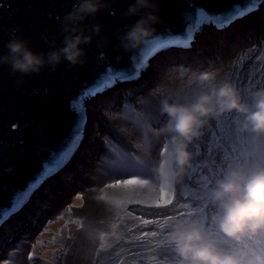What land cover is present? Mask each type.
Instances as JSON below:
<instances>
[{"label": "clouds", "instance_id": "obj_1", "mask_svg": "<svg viewBox=\"0 0 264 264\" xmlns=\"http://www.w3.org/2000/svg\"><path fill=\"white\" fill-rule=\"evenodd\" d=\"M112 3L113 0H74L71 9L58 17L59 42L55 34L41 36L49 45L46 51H37L28 37L18 34L19 28H13L4 43L6 51L0 52V66H6L15 77L16 85L21 86L25 77L39 75L45 70L55 72L61 64L66 70L84 66L88 62V47L94 42L101 49L96 61L102 63L107 59L104 49L111 45V40L101 35L102 23L96 21L89 25L86 22L89 18L95 19L102 10L111 9ZM162 6L163 0H130L121 17L136 19L116 35L115 47L121 53L116 56L118 61L123 53L142 51L156 37L158 25L163 23ZM51 16L49 13V18ZM118 82L121 81L115 84ZM245 91L247 95L234 80L221 78L212 67L193 70L183 80L154 84L148 93L156 98L159 113L164 117L158 127L147 125L151 136L162 141V150L156 155L151 154L142 140L133 138L132 129L118 123L121 117L117 111L101 109L100 115L114 129L133 138L137 158L149 164L151 175L109 177L98 181L95 165L85 173L94 184L93 199L104 211L97 218L84 215L82 235L87 248L80 252L78 264H94L95 249L101 241L103 247H110L124 240L130 226L127 223L130 214L126 210L129 193L135 192L132 198L137 200H144L151 194L159 197L162 206L170 203L175 208L178 205L176 187L184 185L186 177L197 170L212 179L203 184L201 193L194 197L195 203L189 204L183 215L156 224L157 237L163 231V237L155 242L157 248L167 249L170 257L149 256L146 264H264V253L248 246L252 239L264 236V86L251 85ZM100 93L93 97L103 95ZM93 97L84 100L88 114L91 110L85 103ZM229 114L233 131L245 136L248 148L243 158L223 156L222 160L227 158V163L221 166L212 155L201 158V153L198 149L194 151L193 146L208 135L212 121ZM41 131H44L43 126ZM84 134L83 142H86V130ZM219 147L212 143L208 152L214 153ZM14 170V165H8L0 169V175ZM114 179L120 182L113 184ZM50 180L44 179L38 187L35 185L26 202L2 223L0 250L6 239L19 229V223H15L19 211L35 201L39 188ZM6 226L10 227L8 232ZM21 258L23 251L16 254V259Z\"/></svg>", "mask_w": 264, "mask_h": 264}, {"label": "water", "instance_id": "obj_2", "mask_svg": "<svg viewBox=\"0 0 264 264\" xmlns=\"http://www.w3.org/2000/svg\"><path fill=\"white\" fill-rule=\"evenodd\" d=\"M73 2L74 0H0V52L6 51L4 43L13 28H19L18 34L28 37L37 51H46L49 45L41 36L51 37L55 34L59 42L61 37L58 17L68 12ZM129 2L130 0H113L111 9L102 10L95 19L89 18L86 22L89 25L96 21L102 23L104 28L101 35L111 40V45L104 49L107 59L102 63L96 61L101 49L94 42L88 47V62L84 66L66 70L64 64H61L55 72L45 70L39 75L25 77L21 86L16 85L15 77L6 66H0V169L8 165L15 166L13 172L0 175V209L10 207L16 196L23 195L27 200L28 193L45 179L44 162L52 152L61 150L72 137L77 119L72 108L73 99L85 88L92 86L106 68L111 66L132 75L136 71L133 64L139 63L141 57L147 63L148 58L158 50L172 44H191L195 39L194 32L208 24L206 21L199 24L196 22L197 9L227 14L234 7H243L247 0H163L160 10L163 23L158 25V32L152 41L168 43L160 48L150 41L142 51L123 53V58L118 61L116 56L121 53L115 47L118 43L116 35L136 19L121 17ZM263 6L264 4H260L259 9L252 13ZM49 13L52 14L51 18ZM238 20L240 19L236 21ZM188 32L193 34L191 41L186 38ZM148 49L152 51L149 52ZM12 124L17 127L13 128ZM41 126L44 131H41Z\"/></svg>", "mask_w": 264, "mask_h": 264}, {"label": "rangeland", "instance_id": "obj_3", "mask_svg": "<svg viewBox=\"0 0 264 264\" xmlns=\"http://www.w3.org/2000/svg\"><path fill=\"white\" fill-rule=\"evenodd\" d=\"M152 60L154 61L152 64L151 62L149 63V69L147 68V71L142 70L141 78L134 81L133 84L118 82L121 86L118 87L115 84L113 87L109 88L106 91L108 95H99L96 98L93 97L85 103L88 105V109L94 112V116H91L92 119H94V123L91 125L92 134L88 136L90 137L89 143L92 142V146H89L88 140H85V151L88 150L85 152L87 157L94 156V159H96L100 141L94 144L93 140H95V142L98 138L101 140V137L107 130L113 133L111 127L105 128L107 123L100 115L101 109L109 102L107 100L108 97H112V102H110L107 108L113 110L124 103H134V99L137 97L147 96L156 100L155 97L148 93V89L154 84L158 82L167 83L168 81L175 82L177 80H183L186 76L190 75L193 70L198 71L209 67L215 68L217 70V75L221 78L234 80L244 95H247L245 90L251 85L264 86V6L259 11L235 21L224 30H218L215 26H210L209 24L204 25L198 31L196 40L192 42L190 49L168 47L158 53ZM131 91L133 92L130 94ZM149 121V125L152 127H158L162 123V121L155 122L152 118L149 119ZM218 123L225 127L220 130L218 128ZM97 132L100 133L99 136L96 135ZM131 140L132 138H128L127 146L125 150L120 153L121 155L137 153L138 150L134 147V144L130 143ZM212 143L218 144L220 147L232 148L220 151L219 147L214 153H209L208 149ZM247 148L248 144L245 136L236 134L232 129L231 114L212 121L208 135L193 146L194 151L197 149L199 150L201 158H204L206 154L212 155L221 166L223 165V156H227L228 158H243V153ZM221 149L223 150V148ZM94 159L93 161H95ZM138 167L139 166L132 165L124 169V171L137 173L139 175L140 172L137 171ZM74 171H77V169L71 167L61 171L59 178L55 176V182H60V184L63 185L62 187L66 185L71 188L69 181H71V177L75 173ZM205 176L207 175H202L199 170H197L186 177L184 185L176 187L178 205L175 208L171 205L158 209H148L144 205H130L129 207L136 215H143L147 219L158 220L159 223L165 221V219H163L164 216H180L187 211V209L180 205L184 203H195L194 197L201 193L202 186L206 183V181L202 179ZM61 179H63L62 182ZM90 187H93L92 183ZM78 189H80L78 192H72L69 197H66L64 201L60 203H57L53 198L54 191L49 192V190L46 189L45 192L37 195L34 204L31 205V202L22 210L26 212V216L29 215L30 223L32 222V225L35 226L34 237L37 239L35 241L31 240L29 232L19 227L9 240L6 239V243L0 250V264H5V262H7V264H18L20 259H16V254L23 251L24 257V253L31 251V248H33V252L35 253L34 260L29 262L26 258L24 264H70V252L65 253L63 251L64 246L69 248L67 244L69 240L65 238L71 231L74 237L71 241L81 245L83 242L85 243V240L82 232L76 230L75 226L68 224L67 221L77 216H83L87 211V206L83 209H76L73 207L71 213L58 212V210L61 207L68 209L75 204L81 203V201L76 199V196L78 193L83 192L86 197V189L83 188V185H80ZM180 193H185V195L181 196ZM43 194L45 195L43 196ZM47 195L48 198L45 197ZM35 206H38V208ZM27 208L28 210H26ZM51 212H55V214H51ZM61 213H65L63 219H60ZM24 221L25 219L21 217L15 223H19L20 226H22L26 224ZM154 225L156 226V224ZM152 226L153 225H148L144 230L147 231L148 228ZM9 229L8 226H6L7 232ZM154 230L157 231L156 228H154ZM5 233L6 232H4V234ZM78 234L81 236L80 238L77 237ZM159 237H163V235ZM127 239L128 237L126 235L124 240ZM20 240L23 241L20 242ZM141 242L138 243L141 244ZM121 248L128 249L127 252H122L120 249H117V251L124 256L123 264H146V258L149 256H156L158 259L170 257V253L167 249L163 247L157 248L156 243L153 247L154 251L151 252L148 250L143 251L144 249H142V247L126 245L124 243H121ZM129 253H131V255ZM114 255L115 253H113L111 257L105 256V258L109 257L112 261ZM105 260H102V264L106 263ZM115 262L116 260L110 264H115Z\"/></svg>", "mask_w": 264, "mask_h": 264}, {"label": "snow or ice", "instance_id": "obj_4", "mask_svg": "<svg viewBox=\"0 0 264 264\" xmlns=\"http://www.w3.org/2000/svg\"><path fill=\"white\" fill-rule=\"evenodd\" d=\"M260 4H264V0H247V3L243 7H234L232 8L227 14L225 13H208L204 9H197V20L196 22L199 24L202 21H206L208 24L217 27L218 30H222L224 27L229 26L231 23H234L237 19H241L244 16L251 14L253 11L259 9ZM187 40L191 41L194 37L191 32L187 34ZM151 43L156 46L163 48L168 42L167 41H151ZM149 52L152 49H148ZM142 66L146 67V61L143 57L140 58L139 63H134L133 67L136 70L132 75H127L123 70H115L111 66L106 68L103 74L97 78V80L93 83L92 86L87 87L83 90V92L73 99L72 101V108L77 115L76 122L73 126V134L69 141L66 142L65 146L57 151L52 152L49 158L43 164V175L47 178L49 175L54 174L55 172L59 171L62 167H64L67 162L71 159L74 152L79 147V144L83 140V128L84 124L87 120L86 110L84 108V99L88 97H93L97 95L99 92H103L106 88L113 86L117 81H127L133 78H138L139 73L142 69ZM13 128H16V124H12ZM138 153L132 154H113L111 158V165L108 169L109 173L112 177L117 178H128L133 176H138L137 173L126 172L124 169L135 165V166H144V162L137 158ZM227 163V158L222 162V164ZM206 182L211 181V177L205 176L202 178ZM42 182V181H41ZM118 179L113 180V184L119 183ZM39 185H37L38 187ZM108 187V185H105ZM30 196L31 193H28ZM136 195L135 192L128 194V200L126 205V210L130 214V219L127 220V223L130 225L127 228V240H123L122 242H117V244L112 245L110 247H103V241H101L100 245L96 246V261L94 264H102V260L100 259L102 256H109L111 257L113 253H115L117 259L115 264H123L124 256L117 251L120 249L122 252H127V248H121V243L126 245H135L139 247H143V244L138 242L147 241L148 243H152L157 238L156 231L152 230H144V228L148 225H154L159 223L158 220L147 219L143 215H136L134 211L130 209V205H144L148 209L152 208H165L162 206L159 197L152 196L149 194L144 200H137L133 199L132 197ZM76 199L81 201L79 204H75L74 206L69 207L65 210V213H71L72 208L75 207L76 209H83L86 205V197L83 192L78 193ZM25 197L23 195L14 197L11 206L6 209H0V224H2L6 219H8L11 215H13L19 208L22 206V203H25ZM171 204L169 203L168 206ZM167 206V207H168ZM183 208H188L189 204L184 203L180 205ZM65 213H61L60 219L64 218ZM183 215V214H181ZM163 219L169 220L171 217L164 216ZM84 216H77L76 218L70 219L67 221L68 224L74 225L76 230L82 232L84 229ZM74 237L69 232V235L65 238L68 240H72ZM248 246L264 253V236L260 238L252 239ZM55 251V250H53ZM63 251L68 253L70 248L67 246L63 247ZM148 251H154L152 248H149ZM131 255V253H129ZM35 253L33 251H29L27 253V260L32 262L34 260Z\"/></svg>", "mask_w": 264, "mask_h": 264}, {"label": "bare ground", "instance_id": "obj_5", "mask_svg": "<svg viewBox=\"0 0 264 264\" xmlns=\"http://www.w3.org/2000/svg\"><path fill=\"white\" fill-rule=\"evenodd\" d=\"M153 61L154 60L151 61V64ZM131 83L133 84V82H130L127 84H131ZM116 85L118 87L121 86L120 83H117ZM123 85H126V84H123ZM132 92L133 91H131L130 94ZM140 93H142V92H140ZM100 94L107 95L108 92H106V90H105ZM107 100L109 102H108V104L104 105V108H107L109 106L110 102H112V97L111 98L108 97ZM114 110L117 111L121 117V119L118 121V123L123 127L132 129L133 138L136 140H142L143 143L145 145H147L149 147V149H151L150 151H151L152 155H156L160 150H162V147H163L162 141L159 139L153 138L151 136V133L148 132V130H147V128H148L147 125L150 124L149 119L152 118L155 122H161L164 119V117H162L159 113L158 102L156 100H154L153 98L147 97V96L137 97L134 99V103H130V104L124 103ZM91 114H93V115L87 114V124L85 127L86 140H88V143H89V138H90L88 136H90L92 134L91 125H92V123H94V119H92V117L94 116L93 110H91ZM103 120L107 123V126L105 128L111 127V129L113 130V133H111L110 130H107V131H105V133L102 136L103 139L100 140L98 138V139H96L97 140L96 142H95V140H93L94 144L99 143L98 141H100L98 151H97V155H96V159H94V156L87 157V154H85V152L88 151V150L85 151L86 142L82 143V146L80 147L81 150H79L77 155L73 157V160H72L70 166L68 167V168L71 167V168L77 169V171H74L75 173L72 175L71 181H69V183L71 184V188L67 187L66 185L64 187H62L63 185H61L60 182H58V181L55 182L56 178L54 179V177L52 175H49L45 179H51V180L43 183V185L37 191L38 194H42L43 192H45L46 189L49 190V192L54 191V197L53 198L56 200L57 203H60V202H63L66 197H69V195L72 192H74V193L78 192V190H80V189H78L79 186L83 185V188L86 189V204H87V211H86V213H84V215L87 214L89 217H92V218H97V217L102 216L104 210L102 208H100L99 206H97L96 202L94 201V199H93V197H94V192H93L94 184H93V182H91L89 179L86 178L85 173L88 172L89 170H91L93 168V165H95L98 181L112 177V175L108 171V169L111 165V158H112L113 154H115V153L120 154L121 152H123L125 150V147L127 146V141L129 138V137L125 136L124 134H121L120 132H118L116 129H114L113 126L111 124H109V122L106 121L104 118H103ZM224 127H225L224 125L218 123V128L220 130ZM130 143H132V140L130 141ZM88 145L92 146V142L89 143ZM221 148H223V150ZM230 148H232V147H227V148L220 147L219 149H220V151H225V150L230 149ZM93 159L95 161H93ZM75 163H79V164H75ZM63 168L64 167H62L59 170L58 175H57L58 178H59L60 172L62 171ZM137 171L140 172L139 176H142V177L147 176V175L148 176L151 175L150 167L147 164V162L144 164L143 167L139 166L137 168ZM117 178H120V177H117ZM59 181H60V179H59ZM62 181H63V179H61V182ZM91 183L93 184L92 188L90 187ZM44 195L45 194H43V196ZM45 197L48 198V195ZM32 202H34V201H32ZM35 207L38 208V206H35ZM65 210H66L65 207H61L58 210V212H65ZM53 213L55 214V212H51V214H53ZM17 217H18L17 220L20 219L21 217H23L25 219V221H24V222H26L25 225L20 226V224H18V223L17 224L19 227H22L24 230H27L29 232L30 239L35 241L37 239L34 237L35 226L32 225V222L30 223L29 215L26 216V212H23L20 210L19 215ZM14 219L15 218H12V221ZM1 225L2 224H0V226ZM33 227H34V229H33ZM152 227L156 228L155 225H153ZM157 231H158V229H157ZM160 235H163L162 231L160 232ZM77 237L80 238L81 236L78 234ZM67 244L69 245V248H70V251H69L70 255H71V257H70L71 263L70 264H78V256H79L81 251L86 250L87 242L85 241V243L83 242V244L78 245L74 241L69 240L67 242ZM149 248L153 249L152 243L144 244V246L142 247V249H144L143 251L148 250ZM100 259L101 260L106 259L105 264H110L113 261H115L117 259V257H116V255H114L112 261H111V259H109V257L105 258V256H102ZM25 260H26V252L24 253V257L18 261V264H24Z\"/></svg>", "mask_w": 264, "mask_h": 264}, {"label": "trees", "instance_id": "obj_6", "mask_svg": "<svg viewBox=\"0 0 264 264\" xmlns=\"http://www.w3.org/2000/svg\"><path fill=\"white\" fill-rule=\"evenodd\" d=\"M220 49H222V48H220Z\"/></svg>", "mask_w": 264, "mask_h": 264}]
</instances>
